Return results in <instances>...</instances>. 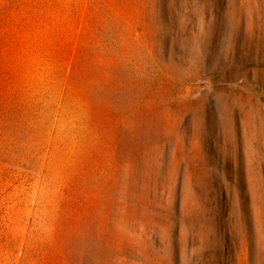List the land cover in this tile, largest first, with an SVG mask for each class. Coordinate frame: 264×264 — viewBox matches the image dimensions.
Masks as SVG:
<instances>
[{
    "label": "rangeland",
    "instance_id": "obj_1",
    "mask_svg": "<svg viewBox=\"0 0 264 264\" xmlns=\"http://www.w3.org/2000/svg\"><path fill=\"white\" fill-rule=\"evenodd\" d=\"M0 264H264V0H0Z\"/></svg>",
    "mask_w": 264,
    "mask_h": 264
}]
</instances>
